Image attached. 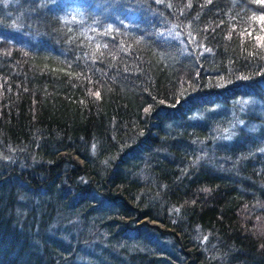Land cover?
I'll use <instances>...</instances> for the list:
<instances>
[{"label":"trees","instance_id":"1","mask_svg":"<svg viewBox=\"0 0 264 264\" xmlns=\"http://www.w3.org/2000/svg\"><path fill=\"white\" fill-rule=\"evenodd\" d=\"M0 264H264V0H0Z\"/></svg>","mask_w":264,"mask_h":264}]
</instances>
